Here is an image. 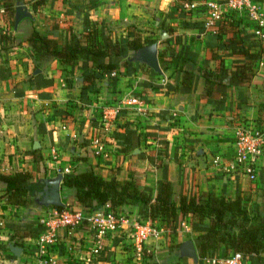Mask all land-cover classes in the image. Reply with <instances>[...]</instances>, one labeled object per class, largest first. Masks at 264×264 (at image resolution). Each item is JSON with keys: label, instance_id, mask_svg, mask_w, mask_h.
<instances>
[{"label": "crops", "instance_id": "0c3cea01", "mask_svg": "<svg viewBox=\"0 0 264 264\" xmlns=\"http://www.w3.org/2000/svg\"><path fill=\"white\" fill-rule=\"evenodd\" d=\"M17 1L13 23L4 13L0 15V37L5 34L10 39L4 46L0 40V171H30L34 181L44 184L42 193L45 191L48 200L16 206L0 199V264H37L32 238L24 237L22 245L15 244V240L24 234L26 225L36 226L48 217L53 194L62 203L73 202L74 189L57 186V178L65 169L71 172L90 168L147 185L155 193L163 171L147 155L163 149L162 140L169 144L164 163L176 204L182 193L213 190L217 195L232 197L237 191H248L251 201L261 207L264 149L253 181L238 172L226 173L212 163L215 156L230 157L238 126L249 123L264 127V40L254 37L251 20L229 12L218 21L220 25L206 29L208 11L201 3L208 0H197L200 4L191 11L182 10L178 0H98L89 18L104 23L114 37H125L135 29L143 38L155 40L158 55L164 48L163 40L181 36L188 57L177 69V64L162 68L158 56L161 72H157L140 61L137 53L128 51L125 59L132 61L134 71L127 73L122 67L114 85L109 77L103 78L99 90L88 94L89 102L81 104V70L75 68L70 74V67L49 58L37 72L26 40L36 29L64 43L69 39L70 27L77 33L82 30L83 6L88 0H44L37 8L32 7L36 0H20L31 16L15 25ZM257 1L264 10V0ZM232 20L238 25L230 28ZM193 23H199L203 30ZM235 29L249 35L242 43L245 48L260 55L253 77L236 85L224 77L218 85L214 75L210 76L215 84L207 93L204 74L217 68L218 57L224 60L227 71L244 61V56L225 47L229 39L239 41L243 37ZM185 71L192 72L189 82L184 80ZM37 73L41 76L30 81ZM133 97H138L140 103H131ZM127 124L140 134V143L133 153L123 154L117 150L113 133L124 131ZM97 135L107 149L105 156L94 154ZM3 189L0 183V193ZM106 205H97L92 212L76 206L73 209L88 215L102 212ZM119 211L126 213L127 225L106 232L103 249L95 258L91 254L94 229L84 220L71 228L58 229L48 264H133L136 259L145 260L144 264L197 263L180 251L183 242L194 243L197 235L186 219L174 235L164 229L159 218L150 221L163 232L145 242L139 253L128 231L137 221H149L145 207L138 203L120 207ZM11 246L17 249L13 251Z\"/></svg>", "mask_w": 264, "mask_h": 264}, {"label": "trees", "instance_id": "16d2710c", "mask_svg": "<svg viewBox=\"0 0 264 264\" xmlns=\"http://www.w3.org/2000/svg\"><path fill=\"white\" fill-rule=\"evenodd\" d=\"M14 1L4 0L1 5L10 23H13ZM43 1L36 0L32 7L37 8ZM178 1L182 3L183 8L184 2L190 0ZM98 3V0H88L84 4L81 18L82 30L77 33L70 27L69 39L64 43L59 44L57 40L41 34L36 29L26 40L31 47L35 69L40 68L44 60L54 58L64 66L70 67V74L75 68L81 70L79 94L81 104L89 102L88 94L99 90V82L103 78L109 77L112 85L115 84L117 78L111 77V72L117 74L122 67L126 68L127 73L134 71L132 61L125 59L128 51L137 53L142 47L155 43L153 39L143 38L141 32L135 29L129 30L125 37H114L104 23H98L89 18V11L98 6ZM193 24L203 30V26L199 23ZM218 25L220 23L217 21L216 26ZM228 25L232 28L238 23L232 20ZM233 31L242 33L243 37L239 41L229 39L225 47L230 48L232 53L244 56V61L242 64H236L234 70L227 71L224 60L218 57L220 59L217 68L204 74L207 93L215 84L210 76L214 75L218 85L224 77L228 78L229 84L235 85L249 82L253 77V69L260 55L249 52V49L242 44L245 37L249 36L244 30L235 29ZM166 32L172 31L166 29ZM180 38L181 36L174 35L172 39L163 40L164 48L158 54L162 68H173L177 64V69H180L181 64L187 61L188 47L182 43ZM0 40L3 41V46L10 41L5 34L1 35ZM175 44L180 45L179 49ZM184 75L185 81L186 78L188 82L192 79V72L185 71ZM40 76V73L31 75L30 81L33 77ZM113 139L120 153L129 154L139 147L140 134L127 124L124 126V131L113 133ZM160 144L163 149H159L153 155L151 153L147 155L148 159L155 162L156 166L161 167L163 171L155 193L147 185L140 186L133 180H121L115 175H103L89 168L63 173L57 178V186L59 185L60 188L74 189L72 203L65 204L52 198L48 204L58 211L65 208L75 210L73 206H76L87 212H92L97 205L107 204L110 210L116 212L120 207L140 203L145 207L144 215L149 221L159 218L170 235L176 234L177 229L181 227L182 220H187L191 231L197 233L193 239L198 253L196 264H204V258L208 256L228 257L236 253L242 255L243 263L264 264V186L261 189V207L251 201L248 191H237L232 197L217 195L213 190L203 194L182 193L176 204L172 199L168 166L164 163L169 144L167 140L160 141ZM0 183L4 185L0 199L13 205H37L41 201L48 200L45 191L42 193L44 184L34 181L30 171H0ZM44 229L45 226L40 222L36 226L26 225L24 234L20 239L15 240V244L22 245L24 237L33 238Z\"/></svg>", "mask_w": 264, "mask_h": 264}, {"label": "built area", "instance_id": "2783aa9c", "mask_svg": "<svg viewBox=\"0 0 264 264\" xmlns=\"http://www.w3.org/2000/svg\"><path fill=\"white\" fill-rule=\"evenodd\" d=\"M200 4L195 1H185L183 8L191 11ZM207 8L208 14L204 21L206 29H212L226 13L243 14L254 24L252 33L254 37L264 40V10L257 0H208L203 3ZM4 13V7L0 5V15ZM1 34V33H0ZM111 76H116L111 72ZM131 103L139 104L138 97H133ZM102 126L103 123L99 122ZM95 155H106V148L100 135L95 136L93 141ZM264 149V127L256 124H243L238 126L235 131L231 155L224 159L215 156L212 163L215 167L226 173H241L247 179L253 181L256 179L257 166L263 155ZM65 173L68 169H65ZM84 220H88L94 229V238L91 246V254L96 257L103 249V238L108 230L115 231L127 224L126 213L122 211L113 212L108 205L106 209L98 213L85 214L82 210L64 209L58 211L52 209L48 217L40 220L45 229L32 238V247L37 256V264H48L51 262L50 251L56 244L57 231L59 228L78 225ZM138 252L142 251V246L150 238L157 237L163 229L152 224L150 221L133 223L128 231ZM204 261L207 264H242L241 254H232L228 257H206Z\"/></svg>", "mask_w": 264, "mask_h": 264}, {"label": "water", "instance_id": "95a60500", "mask_svg": "<svg viewBox=\"0 0 264 264\" xmlns=\"http://www.w3.org/2000/svg\"><path fill=\"white\" fill-rule=\"evenodd\" d=\"M30 13L26 10L25 6L23 5L22 1H17V4L15 6V13H14V23L17 25L21 19L24 17H30ZM137 58L148 64L151 68H153L157 72H161V69L158 65V55H157V45L156 43H152L150 45H146L142 47L139 51H137ZM38 72L39 69H36ZM35 146L38 144V142L34 143ZM138 152V150H136ZM52 197L54 199H58V195L53 194ZM11 249L15 251L14 246H11ZM180 251L183 255L192 257L194 261L197 262L198 260V254L196 251V248L194 246V243L191 240L185 241L180 246Z\"/></svg>", "mask_w": 264, "mask_h": 264}, {"label": "rangeland", "instance_id": "374dc122", "mask_svg": "<svg viewBox=\"0 0 264 264\" xmlns=\"http://www.w3.org/2000/svg\"><path fill=\"white\" fill-rule=\"evenodd\" d=\"M3 2H4V0H0V5H3ZM248 18V17H247ZM75 121H79L78 119H75ZM137 222H142V221H137ZM125 225H127V224H125ZM172 246V245H171ZM173 247V246H172ZM136 257H137V255H136ZM209 257V256H208ZM218 257H222V255H220V256H218ZM138 258V257H137ZM211 258V257H210ZM145 263V260H143V259H136L135 260V262H133V264H144Z\"/></svg>", "mask_w": 264, "mask_h": 264}]
</instances>
